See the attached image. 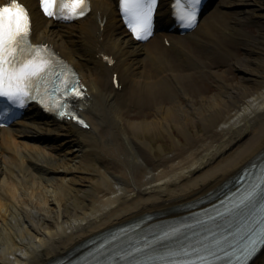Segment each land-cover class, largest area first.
<instances>
[{"label": "bare ground", "instance_id": "6f19581e", "mask_svg": "<svg viewBox=\"0 0 264 264\" xmlns=\"http://www.w3.org/2000/svg\"><path fill=\"white\" fill-rule=\"evenodd\" d=\"M19 1L31 8L33 40L80 73L88 128L38 109L0 128V264H51L101 231L175 216L264 151V0H216L184 36L167 29L170 2L160 0L164 29L147 43L128 34L117 0H91L70 24ZM133 106L154 114L135 118ZM163 130L172 151L157 156L149 138Z\"/></svg>", "mask_w": 264, "mask_h": 264}, {"label": "snow or ice", "instance_id": "6c2138e0", "mask_svg": "<svg viewBox=\"0 0 264 264\" xmlns=\"http://www.w3.org/2000/svg\"><path fill=\"white\" fill-rule=\"evenodd\" d=\"M156 3L157 0H122L126 20L137 39H147L152 34ZM200 3L201 0H175L174 14L183 27L194 26ZM41 4L48 16L64 19L78 18L85 15L87 10L85 0H41ZM185 5L191 10L186 11ZM29 31V13L20 3L11 0L10 6L0 8V97H6L23 107L29 100L40 95V85L43 83L46 85L45 95L49 98L53 95L56 97L53 110L60 108L59 115H70L66 98L73 93L77 97L82 96V92L78 89V84L69 86L67 80L56 82V74L49 60L40 54L41 50L33 49L35 56L31 59L24 58L25 47L31 48ZM50 76L53 84L51 91L47 88ZM39 102L48 107L44 99ZM79 122L83 123L82 120ZM257 242L264 244V229H261V239ZM182 264H214V261L201 258L200 261H187Z\"/></svg>", "mask_w": 264, "mask_h": 264}, {"label": "rangeland", "instance_id": "374dc122", "mask_svg": "<svg viewBox=\"0 0 264 264\" xmlns=\"http://www.w3.org/2000/svg\"><path fill=\"white\" fill-rule=\"evenodd\" d=\"M251 31L255 32L256 33V28L255 27H251L250 28ZM238 54L242 55V51H239ZM233 79L234 81L236 82L237 80L240 79V74L238 71L234 72L233 73ZM214 85H215V82L210 78L209 79V82H207V86L209 87V90H210V93L213 94L214 92H216V88H214ZM133 113L136 115L135 118H138L140 116H142V112H144L145 114H150V116L152 114H154V110H151L150 112L147 110V108H142V107H138L137 109H132ZM202 129V125L199 124V130ZM153 134V132H152ZM151 134V135H152ZM162 137L157 135V134H154L152 136H150V141H154L152 143L153 146H155V154L157 156H160L161 154L165 152H168V151H172V148H171V140H170V135L166 133V131H162ZM164 140V141H163ZM162 147V149H161ZM163 151V152H162Z\"/></svg>", "mask_w": 264, "mask_h": 264}]
</instances>
